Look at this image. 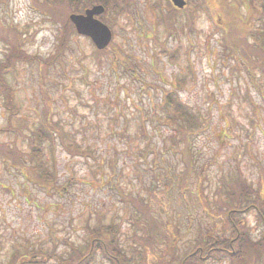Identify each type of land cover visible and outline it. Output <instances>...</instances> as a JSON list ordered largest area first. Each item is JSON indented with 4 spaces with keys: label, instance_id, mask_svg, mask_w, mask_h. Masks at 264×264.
<instances>
[{
    "label": "rangeland",
    "instance_id": "1",
    "mask_svg": "<svg viewBox=\"0 0 264 264\" xmlns=\"http://www.w3.org/2000/svg\"><path fill=\"white\" fill-rule=\"evenodd\" d=\"M167 1L133 0L125 13L104 10L112 38L98 52L90 38L74 32L62 41L60 23L45 13L43 0H0V60L8 44H20L28 55L3 77L17 113L9 117L0 94V145L29 152L46 110L63 132L52 152L42 146L58 189L31 183L32 172L0 156V264L14 255L57 264L72 247L83 252L99 223L120 222L121 243L129 249L131 235L145 226L136 200L148 201L153 187L158 202L151 197V213L178 227L180 250L210 226L205 203L214 209L235 180L264 198V73L234 67L215 20L195 5L203 0H184L181 8L171 2L176 21L166 29L152 4L160 2L167 13ZM168 92L203 122L188 137L193 162L183 186L185 145L160 107ZM238 217L257 240L263 227L256 210ZM149 262L155 263L152 255ZM102 263L98 254L91 264Z\"/></svg>",
    "mask_w": 264,
    "mask_h": 264
},
{
    "label": "trees",
    "instance_id": "2",
    "mask_svg": "<svg viewBox=\"0 0 264 264\" xmlns=\"http://www.w3.org/2000/svg\"><path fill=\"white\" fill-rule=\"evenodd\" d=\"M167 2V6H170L167 13L160 2L152 5L155 6L154 8H158L156 9L160 12L159 18L165 24L166 29L172 30L176 21V12L173 5L169 1ZM198 3L195 4L196 7L210 15L221 30L223 53L225 56L235 59L234 67H239L241 66L239 64H242L248 69V72L255 67L264 73V0H203L204 4ZM40 4L41 2L39 7ZM93 4H102L105 10L113 9L116 13H125L130 10L133 0H43L41 5L47 15L60 23L57 28L62 41H64L72 32L77 34L69 19V14L83 12L85 8ZM35 7L37 6L35 5ZM99 17L102 21L107 22L105 15L101 14ZM18 45L15 47L8 44L5 58L0 60V94L3 95L4 106L9 112V117L16 114L17 111H15L16 104L13 102L11 88L4 80L5 74L15 62L26 61L28 56L21 45ZM108 46L103 50H96L98 52L105 51ZM170 58H174L172 52ZM29 59L32 60L33 56L29 55ZM234 67L231 66V71L234 70ZM160 107L167 113L162 117L163 121L170 128L173 127L177 130L180 141L185 145L182 155L186 162V169L182 172L180 179L183 186V183L186 184L191 172L190 164L193 162L188 137L190 133L197 132L203 122L199 115L194 113L173 92L164 94ZM50 115L51 112L46 110L44 117L40 119L33 137L30 138L31 142L37 140V143L30 144L29 152L12 150L8 144L0 145L2 160L12 163L22 173L26 174V170H29V174L33 173L30 177L28 176L31 183L48 190L58 189V186L54 164L51 165V168L48 166L47 160L42 158V146L46 142L51 147L54 145L56 135L63 134L62 128L53 121ZM65 147L68 151L86 154L77 146L66 144ZM52 150L53 146L50 151L52 152ZM28 161H33L29 167L26 164ZM153 188L149 189L150 198L148 201L136 200V203L140 204L145 226L142 228L141 234L134 232L131 235L132 242L129 249H126L121 243L120 222L99 223L87 234L88 239L83 252L80 248L72 247L66 256L58 255L57 264H91L98 254L103 259L102 264H207V260L226 262L227 264H264V208L259 207L264 202V198L260 196L261 192L248 190L242 180H235L232 186L233 190H227L224 197L218 196L219 205L214 209H211L207 202L205 203L208 208L207 213L211 216L210 226L200 232L190 247L180 250L181 247L177 241L183 234L179 232L178 227L170 226L169 219L154 218L151 213V205L148 203L151 197L158 202ZM250 198L253 200V204H250ZM259 201L261 202L259 203ZM159 206L161 207V203ZM252 208L256 210L258 222L263 227L257 240L252 238L248 228L238 217L240 212H248ZM213 218L219 219L220 224L215 223ZM135 222L138 225L140 221L137 219ZM47 255L49 256V254ZM151 255L155 258V263L149 262ZM16 256L12 257L9 264H44V259L40 262L35 257H29L23 259L26 260L25 262H21L22 260L17 261Z\"/></svg>",
    "mask_w": 264,
    "mask_h": 264
},
{
    "label": "water",
    "instance_id": "3",
    "mask_svg": "<svg viewBox=\"0 0 264 264\" xmlns=\"http://www.w3.org/2000/svg\"><path fill=\"white\" fill-rule=\"evenodd\" d=\"M176 7H183L184 0H171ZM101 4H94L86 8L82 13H70L69 19L75 27L77 34L87 36L91 39L98 50L107 47L112 38L110 28L97 16L104 12Z\"/></svg>",
    "mask_w": 264,
    "mask_h": 264
},
{
    "label": "flooded vegetation",
    "instance_id": "4",
    "mask_svg": "<svg viewBox=\"0 0 264 264\" xmlns=\"http://www.w3.org/2000/svg\"><path fill=\"white\" fill-rule=\"evenodd\" d=\"M170 2V0H168Z\"/></svg>",
    "mask_w": 264,
    "mask_h": 264
}]
</instances>
